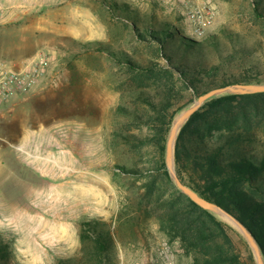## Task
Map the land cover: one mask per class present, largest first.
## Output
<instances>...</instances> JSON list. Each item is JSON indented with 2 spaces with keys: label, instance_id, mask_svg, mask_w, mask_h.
I'll list each match as a JSON object with an SVG mask.
<instances>
[{
  "label": "rangeland",
  "instance_id": "374dc122",
  "mask_svg": "<svg viewBox=\"0 0 264 264\" xmlns=\"http://www.w3.org/2000/svg\"><path fill=\"white\" fill-rule=\"evenodd\" d=\"M254 1L0 0V63L20 69L48 61L35 89L0 104V236L11 245L4 264H86L79 238L86 219L111 225L115 264H192L154 219L135 213L144 179L121 169L155 162L154 128L133 120L132 111L146 110L138 96L147 87L117 59L153 58L134 28L167 23L201 41L205 61L223 63L226 75L244 73L252 59L264 85V24L253 16ZM116 5L139 18L128 20ZM242 45L248 58L221 61ZM192 98L183 91L176 105ZM219 218L253 254L238 228Z\"/></svg>",
  "mask_w": 264,
  "mask_h": 264
},
{
  "label": "trees",
  "instance_id": "16d2710c",
  "mask_svg": "<svg viewBox=\"0 0 264 264\" xmlns=\"http://www.w3.org/2000/svg\"><path fill=\"white\" fill-rule=\"evenodd\" d=\"M253 16L264 24V0H256ZM136 22L138 12L116 5ZM136 38L149 44L154 57L147 62L129 55L118 58L139 86L147 87L138 98L146 109L132 111L133 120L152 125L155 162L144 169L122 168L125 174L143 177V196L135 213L154 219L168 244L179 243L192 264H255L241 235L214 213L204 210L175 185L166 165V145L175 117L201 95L237 84H261L259 66L248 56L246 45L233 55L248 66L244 73L226 75L224 64L203 58L202 42L179 33L170 25L134 28ZM161 60L167 62L169 69ZM179 77L176 76V73ZM222 74V76L220 75ZM153 90V91H152ZM183 91L194 98L179 106ZM124 109L121 108V111ZM264 93L224 94L206 101L182 127L175 145L179 179L201 197L234 215L255 237L264 259ZM137 141L145 142L139 137ZM79 238L86 264H115L116 241L111 225L100 219L80 223ZM246 254H245V253ZM11 256V245L0 236V264ZM58 264H79L61 260Z\"/></svg>",
  "mask_w": 264,
  "mask_h": 264
},
{
  "label": "water",
  "instance_id": "95a60500",
  "mask_svg": "<svg viewBox=\"0 0 264 264\" xmlns=\"http://www.w3.org/2000/svg\"><path fill=\"white\" fill-rule=\"evenodd\" d=\"M256 93H264V85L261 84L230 85L222 88L213 89L198 97L197 101L194 103L192 107L182 112L173 121L166 145V165L177 188L183 194L188 196L192 201L197 203L204 210L210 211L215 215H217L218 217L223 218L224 220L227 218L231 222H233L234 224L231 222L230 223L238 228V230L244 235L249 246L251 247L253 251V255L256 260V264H264V259L260 246L257 243L255 237L251 234V232L230 212L223 209L221 206L217 205L216 203H212L206 200L205 198L201 197L197 192H195L193 189H191L189 186L183 184L182 181L179 179L175 168V145L179 132L182 129V127L187 123V121L191 118V116L195 112H197L206 101H208L213 97H217L224 94L246 95V94H256Z\"/></svg>",
  "mask_w": 264,
  "mask_h": 264
},
{
  "label": "built area",
  "instance_id": "2783aa9c",
  "mask_svg": "<svg viewBox=\"0 0 264 264\" xmlns=\"http://www.w3.org/2000/svg\"><path fill=\"white\" fill-rule=\"evenodd\" d=\"M47 67L48 61L43 56L20 69L0 63V104L35 89L45 75Z\"/></svg>",
  "mask_w": 264,
  "mask_h": 264
},
{
  "label": "bare ground",
  "instance_id": "6f19581e",
  "mask_svg": "<svg viewBox=\"0 0 264 264\" xmlns=\"http://www.w3.org/2000/svg\"><path fill=\"white\" fill-rule=\"evenodd\" d=\"M225 220L228 221V222H231V221H230L229 219H227V218H226ZM231 223H233V222H231ZM233 224H234V223H233Z\"/></svg>",
  "mask_w": 264,
  "mask_h": 264
}]
</instances>
